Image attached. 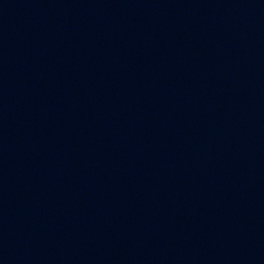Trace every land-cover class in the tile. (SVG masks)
Here are the masks:
<instances>
[{"label":"water","instance_id":"water-1","mask_svg":"<svg viewBox=\"0 0 264 264\" xmlns=\"http://www.w3.org/2000/svg\"><path fill=\"white\" fill-rule=\"evenodd\" d=\"M0 264H264V0H0Z\"/></svg>","mask_w":264,"mask_h":264}]
</instances>
